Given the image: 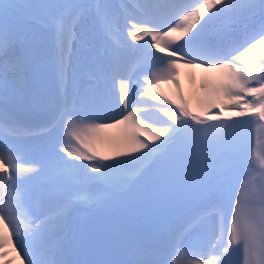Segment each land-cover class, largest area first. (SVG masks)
Returning a JSON list of instances; mask_svg holds the SVG:
<instances>
[{
  "label": "snow or ice",
  "instance_id": "obj_1",
  "mask_svg": "<svg viewBox=\"0 0 264 264\" xmlns=\"http://www.w3.org/2000/svg\"><path fill=\"white\" fill-rule=\"evenodd\" d=\"M124 7L0 0V259L9 244L15 250V235L27 264H264V155L250 152L252 128L264 130V0H145L139 17ZM122 24L131 41L145 43L114 40ZM88 42L100 49L89 61L95 86L73 94ZM182 67L207 74L201 115L221 114H194L179 83ZM37 69L51 83L39 97L30 80ZM6 73L27 107L42 109V123L6 105ZM121 126L110 151L93 146ZM9 137L45 141L48 163L25 160ZM82 207L159 213L160 235L135 258H119L110 232L85 234L76 223ZM85 250L97 258H81Z\"/></svg>",
  "mask_w": 264,
  "mask_h": 264
},
{
  "label": "bare ground",
  "instance_id": "obj_2",
  "mask_svg": "<svg viewBox=\"0 0 264 264\" xmlns=\"http://www.w3.org/2000/svg\"><path fill=\"white\" fill-rule=\"evenodd\" d=\"M108 3L114 5L115 7L118 6L119 8L121 7L122 4L125 5L124 7V12L127 14H124L126 16H129L130 13L132 12V9L129 7L130 4H132V0H107ZM134 6H136L134 4ZM130 12V13H129ZM133 16V14H132ZM91 26H89V31H91ZM43 32V29L40 30V33ZM21 39H25V35L22 33L20 35ZM30 38V37H29ZM119 39L121 42L124 40L130 41L134 45H143L145 41H131V38L127 36L126 32L123 29V24L121 25V30L118 33V37H113V39ZM153 52H156L155 49H152ZM159 54H163L160 52H156ZM100 54V49L93 43V42H88L84 45V47L81 48L80 53H79V59L78 63L75 65V73L73 76L72 84L70 91H74L77 89V84L79 83L80 79L82 76L79 75L80 73V68L85 64L88 67H91L90 65V57L94 55H99ZM85 75V74H84ZM207 75L202 68H192V67H182L180 69V77H179V83L182 87V91L184 96L187 98V100L192 102V108L194 109V114L201 115V101L204 98L205 94L201 89V85L204 81V77ZM83 79V78H82ZM131 87V86H130ZM161 90L165 92L168 95H175V88L173 85L170 84H162L161 85ZM251 97H249V100ZM150 103H155V102H150ZM169 107L170 105H160V107ZM219 115L220 109L219 108H213L211 109L206 115H201V118L207 119L211 115ZM252 117H245L244 119H251ZM239 118H233V121ZM222 121H209V123H219ZM171 123V121H169ZM126 126H121L120 128H113V129H108L106 132H104L102 135L105 138V142L102 144H93L94 147H97L98 150L101 151H110L111 150V145L110 141L118 139L119 137L122 136L124 133ZM141 139H146V136H142ZM87 142V141H86ZM8 143L9 145L21 152L24 156V159L27 161H35L36 157H34L33 153L34 150L30 151L29 149L27 150L25 148L24 143H19L17 140H15L12 137L8 138ZM73 148H82V146L75 140L72 141ZM30 151V152H29ZM262 155H264V150L262 152ZM99 162V161H97ZM112 161H109L111 163ZM10 171H12L10 169ZM104 210V209H103ZM82 216L86 217L87 215H91L92 211L89 210H82L81 211ZM0 229H3V222H0ZM9 229H11V225L9 226ZM13 239H17L15 235H13ZM18 240V239H17ZM21 248V246H20ZM15 250L13 249L12 245L9 244L5 249H3V252L7 253V256L5 259H0V264H8L9 261L13 262V264H26L25 262L27 259L24 257V253L22 251ZM19 252V255L17 254Z\"/></svg>",
  "mask_w": 264,
  "mask_h": 264
},
{
  "label": "rangeland",
  "instance_id": "obj_3",
  "mask_svg": "<svg viewBox=\"0 0 264 264\" xmlns=\"http://www.w3.org/2000/svg\"><path fill=\"white\" fill-rule=\"evenodd\" d=\"M186 39H188V37H185V40H186ZM181 41H184V40H181ZM181 41H180V42H181ZM248 99H249V97H248Z\"/></svg>",
  "mask_w": 264,
  "mask_h": 264
}]
</instances>
